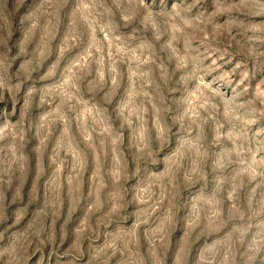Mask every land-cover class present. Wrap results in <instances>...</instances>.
<instances>
[{
	"label": "rangeland",
	"instance_id": "rangeland-1",
	"mask_svg": "<svg viewBox=\"0 0 264 264\" xmlns=\"http://www.w3.org/2000/svg\"><path fill=\"white\" fill-rule=\"evenodd\" d=\"M0 264H264V0H0Z\"/></svg>",
	"mask_w": 264,
	"mask_h": 264
}]
</instances>
